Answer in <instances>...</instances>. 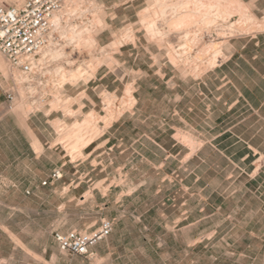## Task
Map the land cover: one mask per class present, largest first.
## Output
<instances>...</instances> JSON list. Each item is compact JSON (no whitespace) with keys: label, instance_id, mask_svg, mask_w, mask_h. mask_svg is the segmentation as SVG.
I'll list each match as a JSON object with an SVG mask.
<instances>
[{"label":"rangeland","instance_id":"1","mask_svg":"<svg viewBox=\"0 0 264 264\" xmlns=\"http://www.w3.org/2000/svg\"><path fill=\"white\" fill-rule=\"evenodd\" d=\"M176 2L72 1L46 44L58 55L40 54L24 82L8 65L0 73L5 90L15 84L0 107L9 147L18 125L24 148L23 168L14 153L0 168V264H259V85L243 91L248 104L230 106L235 92L216 89L211 75L230 57V40L264 34V0H219L225 16L209 25L196 20L185 34L163 22L161 40L146 37V21L160 22ZM198 25L209 45L193 46ZM75 86L88 87V107L84 92L69 94ZM56 169L61 177L50 182ZM102 219L114 226L94 260L59 250L55 232L94 229Z\"/></svg>","mask_w":264,"mask_h":264},{"label":"built area","instance_id":"2","mask_svg":"<svg viewBox=\"0 0 264 264\" xmlns=\"http://www.w3.org/2000/svg\"><path fill=\"white\" fill-rule=\"evenodd\" d=\"M63 1L20 0L13 5L0 3V54L5 57L12 71L28 77L37 70V57L46 47L52 30L50 20L61 8ZM14 85L13 82V85L5 91L7 101L13 98ZM77 108L74 110L76 111ZM60 177L61 169H56L51 172L49 181ZM42 184H46V180ZM113 226V220L102 219L94 229L55 232L53 237L61 251L91 261L96 257L92 247L109 236Z\"/></svg>","mask_w":264,"mask_h":264},{"label":"crops","instance_id":"3","mask_svg":"<svg viewBox=\"0 0 264 264\" xmlns=\"http://www.w3.org/2000/svg\"><path fill=\"white\" fill-rule=\"evenodd\" d=\"M122 0H117L121 2ZM231 55L225 61V65L222 69H217L219 71L213 72V79H218V87L216 89L225 88V91L232 90L235 92L236 97L232 100L230 106L236 105L240 98L245 100L248 104V97L243 91L254 88L253 85H259V121L264 122V34H259L255 37H249L242 41H233L230 44ZM221 66V65H220ZM216 70V69H215ZM214 71V70H213ZM212 72V71H211ZM1 73V72H0ZM3 78L0 76V107L7 105V99L5 97L6 84L3 83ZM213 85H215L213 83ZM103 85H94L93 90L99 89ZM78 86L75 88H68L69 94L76 96L78 93L84 92L85 97L82 98V109L90 105L89 101V91L88 87L81 88L78 90ZM78 90L77 92H75ZM94 92V91H92ZM95 93L91 96L95 97ZM195 95L197 98L200 95V89L197 87L195 89ZM218 100L220 97L217 98ZM226 104V101L224 102ZM78 104L74 103L71 105L73 109L77 108ZM8 124L7 117H0V168H8V154L14 153L16 155V168H23V129L21 126H15V148L12 149L11 145L9 147L8 139L12 135L6 128ZM3 128V129H2ZM262 127H259V130ZM19 130V133H18ZM32 151V150H31ZM85 149H83V152ZM95 151L94 148L90 149L87 153L92 154ZM33 152V151H32ZM264 153V151H261ZM86 153V152H85ZM83 161H75L74 167H79L81 169V164ZM65 162L61 163L64 165ZM77 172V170H75ZM97 243L92 247V251L96 254ZM60 250V249H59ZM61 251V250H60ZM64 252V251H62ZM68 253V252H65ZM73 255L71 253H68ZM78 256V255H73ZM83 258L81 256H78ZM85 259V258H83ZM87 260V259H85ZM91 262L90 260H87ZM259 264H264V179H259Z\"/></svg>","mask_w":264,"mask_h":264},{"label":"bare ground","instance_id":"4","mask_svg":"<svg viewBox=\"0 0 264 264\" xmlns=\"http://www.w3.org/2000/svg\"><path fill=\"white\" fill-rule=\"evenodd\" d=\"M72 1H75V0H65L61 6V8L56 11L53 16H52V20L51 21V24L53 25L52 27L55 29L57 25H59L58 23L59 20L61 19V17L63 15H65L64 13H67L70 9V7L73 5L71 4ZM156 1V0H155ZM158 1V0H157ZM214 2H217V5L214 6ZM239 6V5H237ZM171 8V13H169V15L167 16H162L163 18H161L162 20H160V22H157V21H154L153 19L146 21L145 23V35L146 37H148L150 40H161L163 38V36L168 32V30H165L163 27H162V23L165 22L166 25L168 26V28L170 27H174V28H177V27H183V33H189L190 30L187 29L186 27H191L193 26L194 28V25L196 27V23L199 21L203 22V24H206V25H209V20L210 18H216L218 16H225V9H226V3H223V4H220L219 0H177V2L170 6ZM246 7V6H245ZM72 8V7H71ZM241 8V7H239ZM73 9V8H72ZM249 10V9H248ZM71 11V10H70ZM251 16V15H250ZM254 19V18H253ZM144 20V19H143ZM198 20V21H196ZM193 23V24H192ZM254 23L257 25L256 26V30L259 31L261 30L262 26L260 27L259 25V22H255L254 20ZM159 24V25H158ZM192 24V25H191ZM198 24V23H197ZM202 26V25H201ZM198 25L197 28H195L193 30V32L195 33V35L192 37V43H193V46H201V45H209L211 42H212V37L210 35V32H207L206 34H202L201 33V30H202V27ZM185 27V28H184ZM209 27V26H208ZM52 28V30H53ZM226 28H224L223 32L226 31L225 30ZM238 28H236V30H233L234 32H238L237 31ZM221 30V29H220ZM71 31V30H70ZM69 31V32H70ZM81 31V30H80ZM219 31V30H218ZM222 31V30H221ZM231 31V30H230ZM53 32V31H52ZM68 32V33H69ZM77 32V31H76ZM82 32L84 31H81L80 34H77L78 35V41H82V44H84V46H88L87 44L89 43V37L88 36H82ZM191 32V31H190ZM79 33V32H78ZM233 33V32H232ZM239 34H242V32H238ZM70 34V33H69ZM221 34H224V33H221ZM235 34V33H234ZM91 35V34H90ZM216 35V34H215ZM220 35V34H219ZM233 35V34H232ZM69 38L68 39H71V34L68 35ZM234 36V35H233ZM231 36V37H233ZM221 37V35L219 36ZM223 39L225 40L224 36H222ZM227 38V36H225ZM228 37H230L228 35ZM240 37V36H239ZM242 37V36H241ZM252 37V36H251ZM75 38V37H74ZM92 38V37H91ZM90 38V39H91ZM73 39V37H72ZM148 39V40H149ZM228 39V38H227ZM232 39V38H231ZM236 39V38H235ZM221 40V38H220ZM229 41V40H228ZM88 42V43H87ZM224 42V41H223ZM51 43V42H50ZM50 43L43 49V51L41 52V55L42 57L40 58V61L41 59H44V56L45 55H50L48 53L52 52V47L50 46ZM228 43H231V40L228 42ZM91 45V44H90ZM222 45V44H221ZM226 45V44H224ZM93 46V45H92ZM202 47V46H201ZM171 48V47H170ZM84 49L87 50V47H85ZM89 51V49L87 50ZM184 51V49H183ZM58 52V49H56V52H52V53H56L57 54ZM186 52V51H185ZM214 53V52H213ZM221 53L220 52V49H216L215 50V54H219ZM60 54V53H59ZM58 55V54H57ZM184 55V54H183ZM215 55V56H216ZM46 57V56H45ZM174 57V55H173ZM175 58V57H174ZM212 58V57H211ZM172 59V58H171ZM210 59V57H209ZM187 60V59H186ZM212 60V59H211ZM209 61L208 65L209 66H213V63L215 62L214 60L213 61ZM182 61V60H181ZM172 62V61H171ZM183 63H185V60H183ZM177 64V63H176ZM181 65V64H180ZM182 66V65H181ZM6 67H7V64L5 63V60L3 59V57L0 55V72H2L3 74L6 73ZM177 67V66H176ZM40 68V67H39ZM57 71V70H56ZM62 72V71H61ZM74 73V72H73ZM76 74V73H75ZM75 74H72L71 73V77L70 78H73L75 77ZM89 74V73H88ZM17 78H19L21 81H26V78L24 75L22 74H19V73H16L15 74ZM14 76V75H13ZM70 76V75H69ZM15 80V79H14ZM18 81V80H17ZM73 82V81H71ZM130 96V95H129ZM108 97V96H107ZM107 99V98H106ZM130 99V98H129ZM52 101V100H51ZM108 101V100H106ZM20 103H18L19 105ZM106 104V103H105ZM18 107V106H17ZM23 109V108H22ZM13 111V110H12ZM20 111V110H18ZM28 111V110H27ZM30 111V110H29ZM21 112V111H20ZM90 113H88L86 115V118L85 119H89L88 116H89ZM21 116H23V114H21ZM91 116H92V113H91ZM89 116V117H91ZM19 118V117H18ZM24 118V116H23ZM90 119H94L93 118H90ZM25 121V120H24ZM89 121V120H88ZM83 122H86L83 121ZM90 122V121H89ZM92 122V120H91ZM20 123V122H19ZM22 126H25L23 125V123H21ZM25 124V123H24ZM75 124V123H74ZM73 124V125H74ZM84 124V123H83ZM89 124V123H88ZM78 124H76L75 126H77ZM80 125V124H79ZM94 126V125H93ZM79 128V127H78ZM96 129V128H95ZM73 131V129H72ZM74 134V133H73ZM79 140V139H78ZM38 143L36 142V140L33 142V148L34 149H38Z\"/></svg>","mask_w":264,"mask_h":264}]
</instances>
